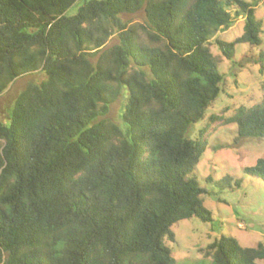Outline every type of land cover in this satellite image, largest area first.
<instances>
[{
	"label": "trees",
	"instance_id": "trees-1",
	"mask_svg": "<svg viewBox=\"0 0 264 264\" xmlns=\"http://www.w3.org/2000/svg\"><path fill=\"white\" fill-rule=\"evenodd\" d=\"M76 1L0 0V97L42 74L0 119V264H178L164 242L172 225L212 220L196 171L206 141L188 136L224 88L211 46L235 59L245 44L233 76L248 64L263 73L257 0H83L67 14ZM239 16L240 35L211 40ZM122 88L124 128L107 116ZM225 121L264 138V96ZM242 170L264 183V155ZM205 254L264 264V242L220 235Z\"/></svg>",
	"mask_w": 264,
	"mask_h": 264
},
{
	"label": "rangeland",
	"instance_id": "rangeland-1",
	"mask_svg": "<svg viewBox=\"0 0 264 264\" xmlns=\"http://www.w3.org/2000/svg\"><path fill=\"white\" fill-rule=\"evenodd\" d=\"M82 2L83 0L76 1L66 13L74 14ZM253 6L255 16L263 21L261 37L264 41V0H257ZM140 17L141 14L138 13L131 19L138 20ZM242 27L243 18L239 16L227 29L218 30L211 40L219 38L231 41L241 34ZM261 47H256L255 51H259ZM211 49L219 56L218 68L224 77V88L207 107L204 117L190 126L188 136L197 138L202 143L206 141V148L196 171L198 181L208 191L203 196V204L210 211L212 220L204 222L191 217L172 225L174 240L164 239V242L178 264H212L211 257L205 254L206 247L220 235H232L244 246H256L258 242H264V183L242 170L264 155V138H239L236 125L225 121L239 106H251L260 102L264 96L260 87L264 72L261 73L259 65L248 64L233 76L236 68L234 60L248 50L245 44L235 46V59H225L214 44ZM41 78V73H33L16 80L0 97V119L8 122L7 112L16 93L26 83L36 82ZM125 99L126 90L122 88L107 115L122 128L125 126L121 118ZM224 175L230 176L232 184L233 180L241 178V185L232 187V190L219 189L207 181ZM257 264L263 262L257 260Z\"/></svg>",
	"mask_w": 264,
	"mask_h": 264
}]
</instances>
